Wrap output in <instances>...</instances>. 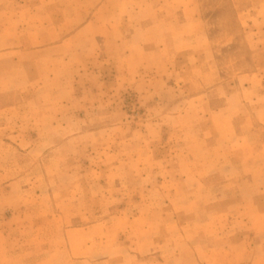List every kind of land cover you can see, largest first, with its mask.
Segmentation results:
<instances>
[{"label":"rangeland","instance_id":"obj_1","mask_svg":"<svg viewBox=\"0 0 264 264\" xmlns=\"http://www.w3.org/2000/svg\"><path fill=\"white\" fill-rule=\"evenodd\" d=\"M0 264H264V0H0Z\"/></svg>","mask_w":264,"mask_h":264}]
</instances>
